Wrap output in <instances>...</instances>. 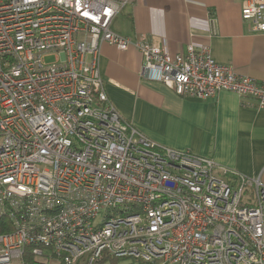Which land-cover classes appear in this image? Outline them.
Masks as SVG:
<instances>
[{
  "label": "built area",
  "instance_id": "1",
  "mask_svg": "<svg viewBox=\"0 0 264 264\" xmlns=\"http://www.w3.org/2000/svg\"><path fill=\"white\" fill-rule=\"evenodd\" d=\"M264 32V0H240ZM128 0H0V264H264V185L122 118L99 70L103 43L141 55L140 76L199 99L264 108V80L209 47L111 30ZM53 56L47 62L45 58Z\"/></svg>",
  "mask_w": 264,
  "mask_h": 264
},
{
  "label": "crops",
  "instance_id": "2",
  "mask_svg": "<svg viewBox=\"0 0 264 264\" xmlns=\"http://www.w3.org/2000/svg\"><path fill=\"white\" fill-rule=\"evenodd\" d=\"M240 0H128L112 31L132 40L165 39L171 53L207 45L214 60L238 75L264 80V32L240 17ZM140 53L103 43L99 70L110 102L152 141L206 155L258 177L264 185V108L231 91L199 99L140 76Z\"/></svg>",
  "mask_w": 264,
  "mask_h": 264
},
{
  "label": "trees",
  "instance_id": "3",
  "mask_svg": "<svg viewBox=\"0 0 264 264\" xmlns=\"http://www.w3.org/2000/svg\"><path fill=\"white\" fill-rule=\"evenodd\" d=\"M0 225H2V223ZM3 230L4 228L0 227V232H2ZM93 264H135V261H128L126 259L113 258V257H105L102 260H99Z\"/></svg>",
  "mask_w": 264,
  "mask_h": 264
},
{
  "label": "rangeland",
  "instance_id": "4",
  "mask_svg": "<svg viewBox=\"0 0 264 264\" xmlns=\"http://www.w3.org/2000/svg\"><path fill=\"white\" fill-rule=\"evenodd\" d=\"M53 59H54L53 56H47V57L45 58V60H46L47 62H50V61H52ZM128 261H129V260H128ZM135 264H139V263L135 261Z\"/></svg>",
  "mask_w": 264,
  "mask_h": 264
}]
</instances>
